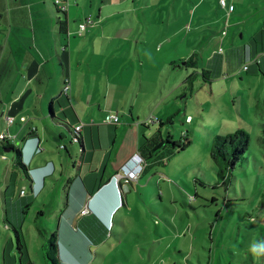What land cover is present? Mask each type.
<instances>
[{
    "label": "rangeland",
    "instance_id": "rangeland-1",
    "mask_svg": "<svg viewBox=\"0 0 264 264\" xmlns=\"http://www.w3.org/2000/svg\"><path fill=\"white\" fill-rule=\"evenodd\" d=\"M241 1L225 0L223 6L221 0H186L181 4L179 0H134L133 17H117V23L120 20L124 28L130 25L120 35L130 41L126 38L115 42L123 48L117 58L122 56L125 63L140 55L139 64L154 61V75L147 79L151 82L149 97L155 103L159 98L156 107L161 110L152 117L165 121V125L161 127L156 122L149 128L155 133L161 130L164 140L170 137L172 141L185 142L182 139L187 137L192 145L167 165L134 180V188L130 186L128 194L129 206L119 208L109 226L100 227L94 215L65 211L66 181L59 180L63 184H58L49 180L43 192L35 196L16 153L1 147L2 136L17 138L19 127L12 124L7 131L6 120L0 117V264H21L22 258L17 231L5 217L21 232L26 244V248L22 247L25 262L31 259L33 264H50L47 251L54 232L58 233L62 264H264V76L258 71L246 74L244 64L242 72L249 79L244 82L247 90L233 95L224 91L227 86L223 84L215 82L214 91L210 85L219 76L215 68L218 61L228 59L236 75L238 65L244 62L243 46L248 45L250 37L243 40L240 29L245 27L247 34L255 30L256 20L244 18L248 12L253 14L257 4ZM233 2L235 12L230 11ZM130 3L123 8L131 7ZM195 5L198 9L193 14ZM99 6H89L93 15L87 16L96 18ZM52 7L55 16L65 19ZM6 22L4 15L1 24ZM183 26L185 29H181ZM191 51L197 52L198 64L188 68L195 78L187 83V98H183L184 90L163 97L175 88L174 84L179 87L184 78L178 79L181 74L173 76L169 83L167 77L156 74L158 69L162 63L170 64ZM204 71L210 73L205 77ZM180 73L187 76L186 69ZM226 74H230L229 68ZM165 85H169L167 90ZM258 94L261 99L256 98ZM117 111L126 119L124 113ZM166 112L172 114L170 121L166 120ZM188 115L191 119H187ZM150 116L140 114L139 118L147 122ZM33 118L39 117L36 114ZM60 129L70 134L66 127ZM239 130L249 135V149L224 184L211 155L214 141ZM20 142L14 139L12 145L19 147ZM66 144L70 146L69 142ZM76 147L79 151L78 144ZM79 155L76 158L80 159Z\"/></svg>",
    "mask_w": 264,
    "mask_h": 264
},
{
    "label": "crops",
    "instance_id": "crops-1",
    "mask_svg": "<svg viewBox=\"0 0 264 264\" xmlns=\"http://www.w3.org/2000/svg\"><path fill=\"white\" fill-rule=\"evenodd\" d=\"M54 1L0 0V117L14 118V125L19 127L17 138H13L21 141L19 148L22 161L28 167L32 193L36 196L43 192L49 180L58 184L66 181L63 191L65 211L82 213L88 209L89 215L97 217L106 227L119 208L129 206L128 194L135 182L120 178L123 167L139 154L145 138L154 135L155 130L149 127L156 122L159 125L165 123L159 118L154 122H142L139 118L140 114L152 117L161 110L156 107L159 98L155 103L149 97L152 91L149 87L151 82L147 79L154 75V61L144 60L139 64L140 55L138 59L128 58L125 63L121 61L122 56L117 58L123 48L115 42L127 38L122 39L120 35L130 25L124 28L116 19L122 14L133 17L134 0H62L68 5V10L62 13L65 19L55 16ZM249 1L257 6L252 9L253 14L248 12L244 19H255L256 23L255 30H249L248 34L245 27L240 29L243 40L250 37L248 45L243 46L244 62L238 65L240 69L236 75L235 67L228 59L218 61L215 68L219 76L209 80L212 91L215 82L227 86L224 91L229 94L247 90L244 82L249 79L242 72V65L246 67V63L249 65L246 74H257L258 71L264 76V0ZM179 2L185 3L186 0ZM246 2L242 0L240 3ZM97 3L100 6L97 17L93 18L94 24L82 37L78 36V25L88 14L93 15L89 6L94 9ZM128 3L132 6L124 9ZM230 7V11H236L235 2ZM197 9L198 5H195L191 12L194 14ZM4 15L7 16L6 25L1 24ZM126 41L130 40L127 38ZM197 64L196 51L182 55L170 64L162 63L156 74L167 77V82L180 74L178 79L184 78L179 87L174 84L175 88L163 97L184 90L186 96L183 98L186 99L187 83L195 78V73L192 74L188 68H196ZM227 68L230 74H226ZM184 69L187 76L180 73ZM237 77L242 83H238ZM68 83L70 91L66 94L63 88ZM198 84L201 85L200 82ZM169 85H165L166 90ZM5 87L7 91H4ZM261 87L264 90V83ZM166 90L162 92L166 93ZM190 90H194V85ZM261 94L256 98L261 99ZM115 107L127 117L119 116L118 124L109 125L107 118L118 114ZM50 110L56 117L53 119L55 124H60L58 116L72 128L83 125L81 145L73 142L75 136L72 134L68 133V136L60 128L46 125ZM36 114L39 118H33ZM171 115L166 112L167 121ZM191 117L187 116L188 119ZM57 141L69 142L70 146ZM55 149L58 152H54ZM63 151L66 155L62 154ZM78 155L80 159L76 158ZM74 172L77 173L76 178Z\"/></svg>",
    "mask_w": 264,
    "mask_h": 264
},
{
    "label": "trees",
    "instance_id": "trees-1",
    "mask_svg": "<svg viewBox=\"0 0 264 264\" xmlns=\"http://www.w3.org/2000/svg\"><path fill=\"white\" fill-rule=\"evenodd\" d=\"M55 2L56 0L54 1V6L56 8V11L58 13H65L66 11L65 12L60 11V9L57 7ZM79 25H78V30H79ZM188 64L189 63L187 62L186 65ZM207 74H209V72L206 71L203 72V75L205 77L207 76ZM55 118L56 117L54 116L53 111L50 110L49 116L46 118V125L48 127H55V128L66 127V129L70 132V134L75 136V138L77 139V143L81 145L80 132H75V128H72L71 126H69V124L65 123V121L62 120H59L60 124H55L53 121V119ZM151 119L152 122L155 121V118L150 117L147 122H151ZM164 125L165 123H162L160 126L162 127ZM13 140H14L13 136L10 137V139H5V140L1 139V143H2L1 147L11 149L16 153V158L19 167L22 168V170H24L26 172V175L29 177L27 167L22 162V151L19 147H15L11 144V141ZM182 140L185 142H175L172 141L170 137H168L167 140H164L162 137L161 130H157V132L150 138H145V141L139 150V154L144 162V169L140 177L148 174L151 170H153L156 167L167 165V163L173 157H175L178 153L185 151L192 145L191 140L187 139V137H183ZM261 141L264 144V125H263V136L261 138ZM249 143H250V137L243 130H239L236 133L226 137H221V136L216 137L211 155L218 167L219 177L224 181V184H226L227 180L229 179L227 176L233 171L235 165L238 162L244 160V156L249 149ZM5 219L8 225L13 227V229L17 231L16 237L18 239V250L22 255V258L20 259L21 264H33L31 259H28L25 262V251L22 247L26 248V244L24 242L21 232H19L17 228H15L12 224L9 223L7 217H5ZM96 219L97 217H95V220ZM98 222L100 227H103V225L100 223L99 220ZM48 247L49 248L47 251V259L50 262V264H62V260L60 258V248L58 243L57 232L51 234V239Z\"/></svg>",
    "mask_w": 264,
    "mask_h": 264
},
{
    "label": "built area",
    "instance_id": "built-area-1",
    "mask_svg": "<svg viewBox=\"0 0 264 264\" xmlns=\"http://www.w3.org/2000/svg\"><path fill=\"white\" fill-rule=\"evenodd\" d=\"M56 5L57 7L60 9V11L65 12L68 10V5L65 4L64 2H62L61 0H56ZM221 5L226 6V2L225 0H221ZM94 24V20L91 16L87 17L85 19V21L83 23H81L79 25V30L77 32V35L82 37L84 35V33L87 31V29L92 26ZM247 70V67H246ZM70 91V84H66L65 87L63 88V92L68 94ZM6 123H7V131L9 130V126L14 124V118L12 117H6ZM120 121L119 115L115 114V115H111L107 118L106 123L107 124H118ZM22 122H25L24 119H22ZM152 122V119H151ZM83 129V125H79L75 128V132H81V130ZM2 140L5 139H10L7 138L6 135H3ZM74 143H77V139L74 137L73 139ZM144 169V162L142 157L137 154L135 155L131 161L126 164L121 172L120 178L123 177L125 178L128 182L129 181H133V180H138L142 171ZM117 178V177H116ZM120 178L118 180H120ZM83 214H89V210L86 209L85 211H83Z\"/></svg>",
    "mask_w": 264,
    "mask_h": 264
}]
</instances>
